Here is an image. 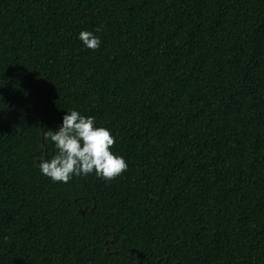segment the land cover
<instances>
[{"label":"trees","instance_id":"obj_1","mask_svg":"<svg viewBox=\"0 0 264 264\" xmlns=\"http://www.w3.org/2000/svg\"><path fill=\"white\" fill-rule=\"evenodd\" d=\"M71 110L126 172L41 173ZM0 264H264V0H0Z\"/></svg>","mask_w":264,"mask_h":264},{"label":"clouds","instance_id":"obj_2","mask_svg":"<svg viewBox=\"0 0 264 264\" xmlns=\"http://www.w3.org/2000/svg\"><path fill=\"white\" fill-rule=\"evenodd\" d=\"M102 31V26L96 32ZM79 39L92 51L101 41L91 31L82 30ZM45 140L54 143L56 154L50 160L38 162L41 173L53 182L68 183L73 176L95 174L106 181L115 179L127 171V162L111 151L115 137L110 130L97 127L95 117L83 116L76 110L67 112L62 125L56 131L43 133Z\"/></svg>","mask_w":264,"mask_h":264},{"label":"water","instance_id":"obj_3","mask_svg":"<svg viewBox=\"0 0 264 264\" xmlns=\"http://www.w3.org/2000/svg\"><path fill=\"white\" fill-rule=\"evenodd\" d=\"M42 160H43V159H42ZM80 213H82V211H80ZM101 248H102V249H104V253H105V254H107V253H108V252H107V249L105 248V246H104V245H102V246H101ZM137 263H139V262L137 261Z\"/></svg>","mask_w":264,"mask_h":264}]
</instances>
